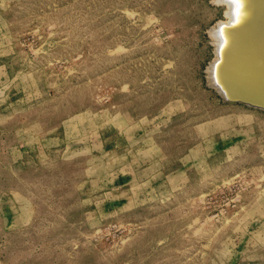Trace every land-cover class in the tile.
<instances>
[{
	"label": "rangeland",
	"instance_id": "obj_1",
	"mask_svg": "<svg viewBox=\"0 0 264 264\" xmlns=\"http://www.w3.org/2000/svg\"><path fill=\"white\" fill-rule=\"evenodd\" d=\"M225 4L0 0V264H264V110L212 78Z\"/></svg>",
	"mask_w": 264,
	"mask_h": 264
},
{
	"label": "water",
	"instance_id": "obj_2",
	"mask_svg": "<svg viewBox=\"0 0 264 264\" xmlns=\"http://www.w3.org/2000/svg\"><path fill=\"white\" fill-rule=\"evenodd\" d=\"M249 3L250 5L252 3L250 14L239 23L230 24L228 26L229 39L221 51L220 60L216 68V75L226 91L227 96H222L225 100L239 101L264 110V94L262 93L264 91V83L256 86L250 85L253 88L262 91L261 93L256 94L253 91L246 92L245 90H241L232 84L230 77L227 76L226 70L228 66H230V70L233 71L236 69L240 71L246 68L247 75L254 73V77H256V79H259L260 75L264 74V65L262 62H260L259 73H257L255 66H251L249 56H245L243 54L244 59L241 60L240 66L237 61L234 62L231 60V52L237 46H240L244 36L248 37V33L246 34L245 31H249L250 29L253 31V36L251 38L254 41V46L249 42L250 46L254 47L255 50H262L264 55V0H249ZM242 43L245 42L243 41ZM248 49L249 48L246 45L243 53H245Z\"/></svg>",
	"mask_w": 264,
	"mask_h": 264
},
{
	"label": "bare ground",
	"instance_id": "obj_3",
	"mask_svg": "<svg viewBox=\"0 0 264 264\" xmlns=\"http://www.w3.org/2000/svg\"><path fill=\"white\" fill-rule=\"evenodd\" d=\"M217 1L220 3L221 2L226 3L225 5H226L227 9L225 10V13L228 16V22L223 24L221 26L222 28H220L216 32V35L219 36V39L217 41L219 43V46L220 47L222 46V48H220L222 51V49L225 46V45L224 46L222 45V43H224L223 35H227V37H225L226 42L229 39L228 26L230 24H237L240 21H242L243 19H245L251 12L252 3L250 5L249 0H217ZM223 28H225L227 33L224 34V32L223 33L221 32V31H225ZM221 29H223V30H221ZM249 31H251V32H249ZM249 31H245L246 34L248 33V37L244 36V39H243V41L245 43H242L243 42L242 41L240 46H237L231 52V58H232L231 60H233L234 62L237 61V63L240 66V62L242 59H244V55L249 56L251 66L252 67L255 66L256 72L259 73L260 62H262V64L264 65V60H263L264 55L262 53V50L258 51L257 49L255 50L254 47L250 46V44H252L254 46V41L251 38L253 36V33H252L253 31L251 29ZM242 37H241V39H242ZM226 42H225V44H226ZM249 42H250V44H249ZM246 45L249 49L245 53H243ZM220 49L218 50V52L220 51ZM221 51L219 53L220 55H221ZM216 61H219V60H216ZM214 67L211 68L212 78L214 76L216 77V81H218V83L215 81V79H214V82H216L218 84V86H219L218 89H220L221 93L223 94V97H226L227 96L226 91L223 88L221 82L219 81L218 76L216 75L217 72L215 74L213 73V72H215L214 70H216V69H213ZM216 68H217V66H216ZM226 70H227V76L230 77V80L234 86L238 87L241 90H245L246 92L253 91L256 94L262 92L259 89L253 88L250 85L256 86V85L263 84L264 83V74L263 75L261 74L260 78L256 79V77H254V73L247 75L246 68H244L240 71L238 69L233 71V70H230V66H228ZM213 74H214V76H213ZM262 93L264 94V91ZM231 102H234V101H231Z\"/></svg>",
	"mask_w": 264,
	"mask_h": 264
}]
</instances>
